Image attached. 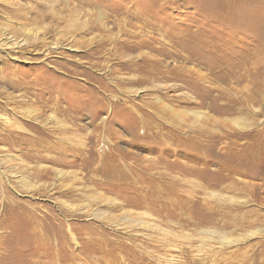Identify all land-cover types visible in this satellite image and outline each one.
Returning a JSON list of instances; mask_svg holds the SVG:
<instances>
[{
  "label": "rangeland",
  "instance_id": "374dc122",
  "mask_svg": "<svg viewBox=\"0 0 264 264\" xmlns=\"http://www.w3.org/2000/svg\"><path fill=\"white\" fill-rule=\"evenodd\" d=\"M0 264H264V0H0Z\"/></svg>",
  "mask_w": 264,
  "mask_h": 264
}]
</instances>
